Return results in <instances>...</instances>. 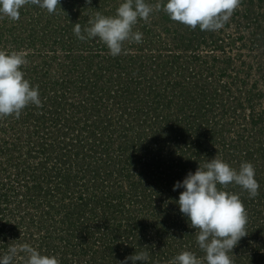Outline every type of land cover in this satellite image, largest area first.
<instances>
[{
	"label": "rangeland",
	"instance_id": "obj_1",
	"mask_svg": "<svg viewBox=\"0 0 264 264\" xmlns=\"http://www.w3.org/2000/svg\"><path fill=\"white\" fill-rule=\"evenodd\" d=\"M119 2L59 0L49 13L28 0L18 19L0 16V48L25 51L26 78L39 85L42 103L50 100L52 107L43 118L38 117L42 104H29L19 117L0 116V254L11 244L27 242L56 255L60 264H119L116 255L120 261L145 251L139 246L120 256L116 242L104 239L105 218L108 231L127 223L146 225L149 236L151 230L157 233L148 238L147 253L150 247L154 254L169 249L171 258L188 246L189 232V250L203 256L187 217H178L182 213L175 201L183 189L170 195L167 182L170 152L183 144L170 132L149 142L156 131L147 130L175 117L182 121L183 131L197 120L213 123L225 118L230 133L224 141L232 144L228 150L235 156L227 155L220 144L209 146L207 154L199 147V155L190 154L195 166L188 163L191 167L186 164L184 171L194 172L215 154L231 166L250 154L258 195L249 197L235 187L245 201L248 220L247 234L231 250L232 259L234 264H264V0H240L225 27L217 31L188 27L161 10L138 21L134 30L143 33L142 40L125 42L130 51L117 56L98 39L77 38L74 23L86 25L96 10L112 15ZM76 89L88 93L80 102ZM127 89L136 93L128 94ZM82 101L90 105L85 114L76 109L77 102L83 107ZM167 140L174 141V150L165 148ZM179 153L187 162V152ZM39 159L41 172L48 174V184L43 183L48 204H53L49 214L41 205L24 207L16 196L18 177H31ZM144 190L150 193V206L140 198ZM113 209L122 217L107 213ZM65 215L72 217L70 227ZM157 218H163V224L157 220L155 225ZM152 261L146 264H169L160 256ZM13 264L22 262L14 259Z\"/></svg>",
	"mask_w": 264,
	"mask_h": 264
},
{
	"label": "clouds",
	"instance_id": "obj_2",
	"mask_svg": "<svg viewBox=\"0 0 264 264\" xmlns=\"http://www.w3.org/2000/svg\"><path fill=\"white\" fill-rule=\"evenodd\" d=\"M28 0H0V16L18 19ZM49 13L56 10L59 0H31ZM88 3L91 0H87ZM240 0H120L112 15L96 10L82 26L73 24L74 34L80 40L98 39L106 45L110 55L127 53L125 42H140L143 33L134 26L139 20H149L163 10L170 19L188 27L217 31L225 27ZM24 50L0 48V116L19 117L29 104L40 106L39 85L26 78L23 66L27 64ZM252 162L241 161L231 166L215 154L189 171L173 184V190L183 189L175 201L179 211L187 217L194 229L197 246L204 255L185 249L174 255L169 264H234L232 249L245 236L247 211L240 193L228 191L229 185L238 186L249 197L258 195L259 182ZM231 253V255H230ZM60 264L54 254H46L27 242L11 244L0 254V264ZM146 251L134 252L119 264L146 262Z\"/></svg>",
	"mask_w": 264,
	"mask_h": 264
},
{
	"label": "trees",
	"instance_id": "obj_3",
	"mask_svg": "<svg viewBox=\"0 0 264 264\" xmlns=\"http://www.w3.org/2000/svg\"><path fill=\"white\" fill-rule=\"evenodd\" d=\"M127 91L129 92L128 94H135L136 93L135 90L132 91L130 89H127ZM84 93L85 92H83L82 90L81 91L77 90L76 94H74L76 96L79 95V97H80L78 99L79 102L81 100V97L85 98L88 94V93L87 94H84ZM60 94L61 95L59 97H62L63 93L60 92ZM44 102H46V103H42L43 106L41 107V108H44V110L43 111L39 110V112H38V117L41 116V118L45 117L48 113H50V110H52L51 105L48 103V102H50V100L46 99ZM82 103H84V102L82 101ZM84 105L81 108V106H79V104L77 102L76 109L80 108L79 112L83 111L82 114H85L86 110H88L89 109L88 107L90 106L89 104L87 105V102H85ZM210 108L211 107H209V110H210ZM155 118L157 120V117H155ZM220 118H222V115H220ZM224 119L225 118L215 119L213 123H211V121H206L207 123H202V122H199L197 120V122H196L197 125H193L192 127L189 125V129L188 130L185 129V131H183L184 126L181 123L182 121L177 120L176 117L173 121H171V120L170 121H167V120L164 121L163 125L162 124L159 125L158 123H155L156 127H153L150 125V129L147 131L153 132V130H155L156 132L154 134L151 133V135L149 136V138H150L149 142H152L154 140H159L167 132H170L174 138L180 139L177 142H180L183 144L180 147L178 146V150L170 152V154H172V158L169 160L170 162L166 166V168H168V170H169L168 175H167L168 176L167 182L172 186V188L170 187V189H169L170 195H172V194L174 195L176 192H179V189L173 190V184L176 181H178V177H180V179H181V177H182L181 175L184 176L185 173L189 172L187 168L184 171V167H186V164H187V167H191L188 165V163H191V164L193 163L195 166V162H194L195 158H193V157L191 158L190 154L195 153V156L199 155V151H198L199 147H201L202 150L205 149V153L207 154V153H209V151L207 149V148H210L209 146H211V148L212 147L216 148L217 147L216 145L220 144L221 147H223L221 149L224 150L227 155H231V154L233 155V152L232 151L230 152L228 150L229 148H232V144H228L227 142L224 141V138L228 137L227 134L230 133V130L227 127L228 121L227 120L224 121ZM204 121H205V119H204ZM142 123H145V121H142ZM172 136L171 137L169 136L170 140H172V138H173ZM190 139L192 141H190V143H187V145H186L187 140H190ZM207 142L209 144H207ZM147 144H148L147 141H145V145H147ZM185 145L187 147H185ZM205 146H207V147H205ZM224 146L226 148H224ZM169 147H171V148L173 147V150H174V141L172 143L169 142L168 140L165 142V148L168 150ZM159 149H160V146L154 148L155 152H159ZM222 150H221V152H222ZM42 151H44V149ZM155 152H154V154H155ZM179 152H187V154H188L187 162H184V160H182L181 154ZM210 152H213V149L212 150L210 149ZM234 156L235 155H233V157ZM249 157H250V154L247 153L246 161H248ZM227 159H229V158H227ZM235 162H236V164L233 165V167L234 166L237 167L240 163V161H235ZM31 164H33V163H31ZM34 165H36L38 167L35 168V166H33L31 177H29V178L24 177L23 179L22 178L19 179V177L17 176L18 177L17 182L19 183V190L17 191L16 196H19L21 198L22 201L20 203L26 204V205H24V207H26V208H28V207H30V208L31 207H39L40 208V205H41V206H43L41 210L46 212L53 205V204H48L49 200L47 198V193H46V191H44V189L45 190L47 189L46 184H48V183H46V179L48 178V174L41 172L40 169H41V166L43 164L41 163L40 159L37 160ZM78 165H81V164H78ZM195 169L196 168L194 167V171H195ZM25 171H27V170L25 169ZM64 180L66 181V183L70 182V184H71V182H72V181H67L66 177L64 178ZM43 182H45L46 184H44ZM60 185L63 186V183H61ZM132 186H133V190L136 191L137 185L133 184ZM229 187L231 188V190H229V191L237 192L235 189V187H237V186L229 185ZM57 189H59V188H57ZM137 194H138V196H137V198H138L140 195V192L139 193L137 192ZM41 198H42V200H45V201H43V203L40 200ZM140 198L143 199L144 202L148 201V203H149L148 206H150L151 199H150V193L149 192L146 193L144 190L142 195H140ZM170 198L171 197L169 196L166 200H168V202H170V200H171ZM242 202L245 204L244 200H242ZM46 204H48V205H46ZM111 206L116 208L115 204H113ZM144 207H147V205ZM168 208L172 209V206H169ZM116 212H117L116 209H113L112 211H107V213H110L113 216V218H121L122 217L121 215L115 216L113 214ZM46 213L49 214V211ZM105 215H107V214L105 213L102 216H105ZM169 216H170V214H164V218L165 217L168 218ZM171 216L173 217V215H171ZM178 217L182 218L181 220H184V214H180V215H178ZM71 218L69 215L63 216V220L68 222V227H70L72 225ZM157 220L162 221L161 224H163L164 219L162 218V220H160L157 218L155 220V225L157 224V222H156ZM124 223H126V222H124ZM151 223H153V222H151ZM102 225H103V227H101V230H102V233L105 234L104 239H111V240L116 242L117 246L115 247V251H117V253L120 254V256H125L124 251H126V250H131L132 252H134L133 251L134 248L139 247V246H141L140 248L143 247V249L147 252V248H145V247L147 245V242L149 241L148 238L149 237L155 238L154 235L157 234L151 230L152 235L151 236L147 235L148 231H147L146 225L142 226L139 224L138 226H136V225L134 226V225H127V223L122 225V226H120V223H119L118 227L108 231L110 229L109 228V222H108V219H105V218H104V224L102 223ZM186 228H187V230H189L188 229L189 226H187ZM187 230L185 229V231H187ZM186 237H187V239L185 240V242H186V244H188V246L187 247L184 246L185 247L184 249L189 250V249H191V248H188L190 246V243H189L190 234H189V232L186 233ZM149 250H150V252H148L149 253V259L148 260L151 263H153L152 260L153 259L156 260V256H160L163 259L166 258L168 261H170L174 255L181 252L183 249L180 251H177V252H173V256H171V258H170V255L168 256V252H167V251H169V249H167V251L161 250L160 251L161 254L160 253L154 254L152 247H150ZM105 251H107V250H105ZM115 260H116V262H118V260H119L117 255L115 257ZM128 264H132V262L130 261V262H128ZM136 264H141V263L138 261V262H136ZM249 264H252V263L250 262Z\"/></svg>",
	"mask_w": 264,
	"mask_h": 264
}]
</instances>
